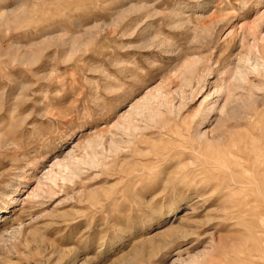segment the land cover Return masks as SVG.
Wrapping results in <instances>:
<instances>
[{"label":"rangeland","instance_id":"rangeland-1","mask_svg":"<svg viewBox=\"0 0 264 264\" xmlns=\"http://www.w3.org/2000/svg\"><path fill=\"white\" fill-rule=\"evenodd\" d=\"M263 53L264 0H0V264H264Z\"/></svg>","mask_w":264,"mask_h":264},{"label":"bare ground","instance_id":"bare-ground-1","mask_svg":"<svg viewBox=\"0 0 264 264\" xmlns=\"http://www.w3.org/2000/svg\"><path fill=\"white\" fill-rule=\"evenodd\" d=\"M263 56H264V53H263ZM189 65V64H188ZM236 72V71H235ZM220 73V72H219ZM240 75L236 78V79H233V80H236V82H237V80H245L246 79V77H245V75L242 73V72H240L239 73ZM234 76H235V74H234ZM233 76V77H234ZM232 77V78H233ZM235 78V77H234ZM230 89V88H229ZM239 89V88H238ZM221 90V89H220ZM229 92V91H228ZM163 98V97H162ZM161 98V99H162ZM167 99V98H166ZM229 99V98H228ZM163 100V99H162ZM161 100V101H162ZM262 100V99H261ZM247 101V100H246ZM168 102H169V100H168ZM168 102L166 103V104H168ZM262 102V101H261ZM264 102V101H263ZM243 103V102H242ZM254 103H256V102H254ZM165 104V103H164ZM244 104H245V102H244ZM257 104V103H256ZM238 106H240V105H238ZM236 107V106H235ZM244 107V106H243ZM238 108V107H237ZM254 108V107H253ZM226 109V108H225ZM224 110V109H223ZM252 112V111H251ZM157 115V117H158V119L159 120H157V122H160V121H163V116L161 115V114H159V113H157L156 114ZM207 115V114H206ZM230 115V114H229ZM240 115H241V113H240ZM249 115V114H248ZM231 116V115H230ZM238 116V115H237ZM250 116V115H249ZM248 116V117H249ZM243 118H245V117H243ZM241 119V118H240ZM249 119V118H248ZM219 121V120H218ZM175 125V124H174ZM168 124H164V123H162L161 125H160V128H159V130H161V131H164L165 133H168L170 130L171 131H173L171 128H170V130L168 129ZM175 128V127H174ZM170 131V132H171ZM173 133V132H172ZM207 132H203V133H200L199 135H198V138L199 139H201V137H205V142L207 143V144H211L210 142L214 139L212 136H209V135H207L206 134ZM178 134V133H177ZM176 134V135H177ZM210 134H212V133H210ZM164 135V134H163ZM182 135V134H181ZM222 135V134H221ZM220 135V136H221ZM227 135H229V134H227ZM174 136V135H173ZM239 136V135H238ZM242 136V135H241ZM246 136V135H245ZM225 136H223V138H224ZM226 137H228V136H226ZM225 137V138H226ZM176 138V137H175ZM243 138H246V137H244L243 136ZM242 138V139H243ZM234 139V138H233ZM238 138H236V140H237ZM169 140V139H168ZM248 140V139H247ZM174 141V140H173ZM171 142V141H170ZM239 142V141H238ZM243 142V141H242ZM242 142H241V144H242ZM169 143V142H168ZM228 143H229V141H228ZM214 144V143H213ZM225 145V144H224ZM235 146V145H234ZM234 146H232V147H234ZM245 146V145H244ZM243 146V147H244ZM254 146V145H253ZM258 147V146H257ZM260 147V146H259ZM152 148V147H151ZM210 148V147H209ZM220 148V147H219ZM238 148V147H237ZM255 148V147H254ZM224 149H225V147H224ZM245 149V148H244ZM262 149V148H261ZM188 150V149H187ZM222 150V149H221ZM189 151H190V149H189ZM192 151V150H191ZM210 151V150H209ZM230 151V150H229ZM221 153V152H220ZM225 153H226V151H225ZM261 153V152H260ZM211 154V153H210ZM223 155V154H222ZM239 155V154H238ZM248 155V154H247ZM216 156V155H215ZM249 156V155H248ZM206 157V156H205ZM208 158V157H207ZM205 159V158H204ZM227 159V158H226ZM241 159V158H240ZM259 159H260V157H259ZM188 160V159H187ZM190 160H192V159H190ZM220 160V159H219ZM243 160V159H242ZM245 160V159H244ZM225 161V160H224ZM227 161V160H226ZM190 162V161H189ZM211 162V161H210ZM221 162H223L222 160H221ZM257 162V161H256ZM255 162V163H256ZM194 163V160H193V162H192V164ZM228 163V162H227ZM196 164V163H195ZM214 164V163H213ZM189 165V164H188ZM199 165V164H198ZM208 165V164H207ZM210 165V164H209ZM212 165V164H211ZM226 165V164H225ZM224 165V166H225ZM193 166V165H192ZM220 166V165H219ZM223 166V165H222ZM228 167H229V165H227ZM204 167V166H203ZM206 167V166H205ZM213 167H215V166H213ZM194 168V167H193ZM216 168V167H215ZM222 168V167H221ZM224 168V167H223ZM175 169V168H174ZM192 169V168H191ZM226 169H228V168H226ZM264 169V168H263ZM182 170H184V169H182ZM228 170H230V169H228ZM261 170V169H260ZM127 171V170H126ZM130 169L128 170V173H130ZM200 171V170H199ZM226 171V170H225ZM231 171H234V170H232L231 169ZM184 172V171H183ZM190 172V171H189ZM229 172V171H228ZM235 172V171H234ZM237 172V171H236ZM230 173V172H229ZM232 175V174H231ZM254 175V174H253ZM232 177V176H231ZM264 176H262V178H263ZM247 178V177H246ZM243 180L244 179H242V182L241 183H243ZM259 181V180H258ZM262 181V180H261ZM254 182V181H253ZM262 182H264V178H263V181ZM238 183V182H237ZM246 183H249V182H246ZM227 184H229V183H227ZM226 184V185H227ZM239 184V183H238ZM263 184V183H262ZM225 185V186H226ZM241 185V184H240ZM243 185V184H242ZM248 185V184H247ZM250 185V184H249ZM257 185H258V183H257ZM251 186V185H250ZM264 186V185H263ZM247 187V186H246ZM225 188V187H224ZM230 188V187H229ZM226 189V188H225ZM246 189V188H245ZM261 189V188H260ZM254 190V189H253ZM242 192V191H241ZM262 193H264V192H262ZM257 194V193H256ZM260 194V193H259ZM264 198V197H263ZM256 201H259V202H264V199H255ZM244 253H246V252H244ZM251 254V253H250ZM252 256V255H251ZM256 256V255H255ZM249 258V257H248ZM239 260V259H238ZM251 261V260H250ZM246 262V261H245ZM247 263V262H246ZM249 263V262H248ZM171 264H173V263H171Z\"/></svg>","mask_w":264,"mask_h":264}]
</instances>
